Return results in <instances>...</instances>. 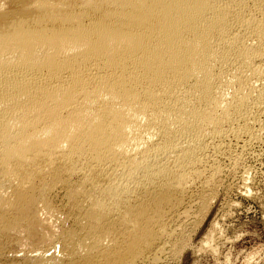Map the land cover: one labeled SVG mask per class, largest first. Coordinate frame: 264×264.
Returning <instances> with one entry per match:
<instances>
[{
	"label": "bare ground",
	"instance_id": "1",
	"mask_svg": "<svg viewBox=\"0 0 264 264\" xmlns=\"http://www.w3.org/2000/svg\"><path fill=\"white\" fill-rule=\"evenodd\" d=\"M259 145L264 0H0V264H157Z\"/></svg>",
	"mask_w": 264,
	"mask_h": 264
},
{
	"label": "rangeland",
	"instance_id": "2",
	"mask_svg": "<svg viewBox=\"0 0 264 264\" xmlns=\"http://www.w3.org/2000/svg\"><path fill=\"white\" fill-rule=\"evenodd\" d=\"M253 151L238 167L223 162L205 216L194 208L180 224L182 249L157 264H264V145Z\"/></svg>",
	"mask_w": 264,
	"mask_h": 264
}]
</instances>
